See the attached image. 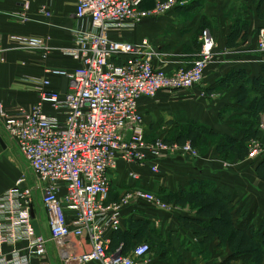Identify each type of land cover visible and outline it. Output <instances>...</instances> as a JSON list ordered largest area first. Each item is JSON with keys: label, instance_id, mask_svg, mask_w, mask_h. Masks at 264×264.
<instances>
[{"label": "crops", "instance_id": "obj_1", "mask_svg": "<svg viewBox=\"0 0 264 264\" xmlns=\"http://www.w3.org/2000/svg\"><path fill=\"white\" fill-rule=\"evenodd\" d=\"M29 1L31 8L24 20L22 0H0V103L8 108L34 105L41 90L33 81L47 77V69L76 66L65 55V50L73 46L79 27L74 3ZM158 1L163 0H147L146 8L152 9ZM42 7L49 8L51 18L39 12ZM263 28L264 0H188L184 6L143 20L134 28L111 32L113 40L134 45L147 42L155 69L167 73L193 66L200 54L203 30H209L216 41L213 61L200 86L160 92L155 98L141 100L147 140L161 139L172 144L177 141L175 130L190 123L207 127L219 137L243 139L242 126L247 115L243 104L264 93V53L258 49V34ZM20 36L43 38L48 48L37 51L22 47L15 40ZM256 81L260 82L257 90ZM66 88L65 79L52 78L48 90L64 92ZM261 118L264 119V110ZM259 138L264 145V131H259ZM12 147L4 129H0V154H8L6 158L11 162ZM260 165L264 166V158L253 161L248 153L240 158H222L217 143L197 158L164 157L158 175L151 172L149 164L121 162L109 174V201L119 200L128 190L142 189L169 203L172 210L144 202L135 204L124 214L121 233L109 236L111 249L123 247V254L130 255L138 244L148 243L152 251L142 264H220L234 253L233 246L242 243L240 231L254 230L264 235V177L259 175ZM132 174L138 179H133ZM194 183H212L230 199L232 218L227 236L216 235L206 242L205 226L210 219L198 209L177 203L175 197ZM14 185L6 183L0 173V195ZM38 214L42 218V234L47 236V215L43 209ZM248 235L252 237L253 233ZM245 240L249 241V237ZM84 243L73 240L71 248L77 253L87 251ZM50 255L53 264H62L55 258L53 246Z\"/></svg>", "mask_w": 264, "mask_h": 264}, {"label": "built area", "instance_id": "obj_2", "mask_svg": "<svg viewBox=\"0 0 264 264\" xmlns=\"http://www.w3.org/2000/svg\"><path fill=\"white\" fill-rule=\"evenodd\" d=\"M70 1L79 27L65 55L76 66L49 68L47 77L35 79L33 83L41 91L30 108H8L0 103V125L34 180L33 186L20 181L0 195V264H53L52 246L62 264H142L152 251L148 243L138 244L130 255H124L123 247L111 249L109 236L122 230L124 214L135 204H154L166 211L172 206L142 189L128 190L119 200L109 201V174L123 162L149 164L158 175L164 157H199L190 142H149L140 102L160 92L200 86L213 61L216 41L205 30L193 66L167 73L155 69L147 42L134 45L110 35L165 15L186 2L163 0L145 9L147 0ZM22 4L21 18L25 20L30 1L22 0ZM39 12L52 17L47 7ZM15 40L37 51L48 48L43 38L20 36ZM258 49L264 53V28L258 34ZM52 78L65 79L66 91H49ZM260 126L264 128V124ZM263 155V143L252 140L249 158L257 160ZM131 177L138 179L136 174ZM42 209L49 225L47 236L42 234L38 214ZM73 240L85 241L89 249L74 252Z\"/></svg>", "mask_w": 264, "mask_h": 264}, {"label": "trees", "instance_id": "obj_3", "mask_svg": "<svg viewBox=\"0 0 264 264\" xmlns=\"http://www.w3.org/2000/svg\"><path fill=\"white\" fill-rule=\"evenodd\" d=\"M182 1L188 3V0ZM144 8L148 9L146 5H144ZM205 30H203L202 33ZM259 84V81L254 83L256 90ZM243 106H246L244 109L247 112L242 126L245 136L243 139L219 137L207 127L200 126L196 123H190L183 126L181 129L175 130L176 142L179 144L190 142L198 153H203L210 145L217 143V151L222 158L229 160L236 156L239 158L243 157L248 153V142L251 139L259 138L257 126L260 125L261 113L264 110V93L253 100H248ZM263 167V165L259 166V175L262 177H264ZM175 198L177 199V203L190 206L195 210L198 209V212L202 216L210 219V222L205 226L206 242H210L216 235H228V228L230 227L232 218V212L230 210L231 201L212 183H194L191 187L183 191L179 197ZM238 230L240 229L238 228ZM240 232H243L241 234L242 243L233 246L235 249L234 253L220 264H234L235 262L261 264L264 257V235L256 234L254 230H242ZM248 232H252L253 236L250 237ZM119 233H121V231L117 234ZM126 237L129 236L126 235ZM248 237L249 241L246 242L245 239Z\"/></svg>", "mask_w": 264, "mask_h": 264}, {"label": "rangeland", "instance_id": "obj_4", "mask_svg": "<svg viewBox=\"0 0 264 264\" xmlns=\"http://www.w3.org/2000/svg\"><path fill=\"white\" fill-rule=\"evenodd\" d=\"M260 125H263L264 124V119L261 118V121L259 122ZM257 126V129L259 131H264L261 126ZM0 129H2V126H0ZM252 140H257L259 141L260 143H262L261 139L258 138V139H251L247 146H248V149H249V143L252 141ZM177 143V142H175ZM12 149H14L13 152H11V159H12V162L7 159L6 157H8V154H4V155H1L0 154V173H1V176L4 177V180L6 183H14V187H17V184L20 182V181H26V184H28L27 186H33V183H34V180L33 178L31 177V175H29V171L27 170L28 168L26 163L22 160V158H20L19 154H18V151L15 149V147ZM248 158H249V150H248ZM264 158V155L257 159V160H260ZM250 159V158H249ZM252 160V159H251ZM257 160H253V161H257ZM26 165V166H25Z\"/></svg>", "mask_w": 264, "mask_h": 264}, {"label": "water", "instance_id": "obj_5", "mask_svg": "<svg viewBox=\"0 0 264 264\" xmlns=\"http://www.w3.org/2000/svg\"><path fill=\"white\" fill-rule=\"evenodd\" d=\"M1 143H2V140H1ZM21 187L24 188L25 185H22ZM33 225H34V228L36 230V233L39 235L40 231H39L38 223L36 221H34Z\"/></svg>", "mask_w": 264, "mask_h": 264}]
</instances>
